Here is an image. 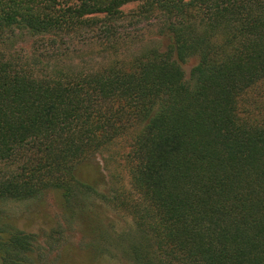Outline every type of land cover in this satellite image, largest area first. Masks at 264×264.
<instances>
[{
  "label": "trees",
  "instance_id": "trees-1",
  "mask_svg": "<svg viewBox=\"0 0 264 264\" xmlns=\"http://www.w3.org/2000/svg\"><path fill=\"white\" fill-rule=\"evenodd\" d=\"M132 1L0 0V200L97 196L134 264H264V0ZM140 18L164 40L123 33ZM32 251L0 229V264Z\"/></svg>",
  "mask_w": 264,
  "mask_h": 264
},
{
  "label": "rangeland",
  "instance_id": "rangeland-1",
  "mask_svg": "<svg viewBox=\"0 0 264 264\" xmlns=\"http://www.w3.org/2000/svg\"><path fill=\"white\" fill-rule=\"evenodd\" d=\"M142 5V0L128 2L121 6L120 13L133 15ZM159 24L157 19L140 18L123 23L121 30L135 37L145 36L149 42L163 41L157 33ZM92 37L85 35L82 40ZM196 64L192 59L185 65L188 76ZM103 168L102 157L98 156L81 165L80 175L101 191L102 183L108 180ZM7 170L10 167L0 165V178ZM82 204V208L69 210L62 196L52 190L26 202L0 200V229L12 225L33 235L34 251L29 255L36 264H134L126 254L132 220L97 196Z\"/></svg>",
  "mask_w": 264,
  "mask_h": 264
}]
</instances>
